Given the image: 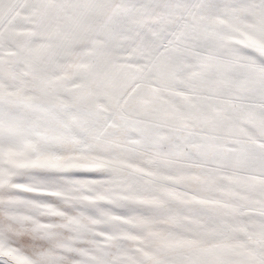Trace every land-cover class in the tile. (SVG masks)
I'll return each instance as SVG.
<instances>
[{"label": "snow or ice", "instance_id": "6c2138e0", "mask_svg": "<svg viewBox=\"0 0 264 264\" xmlns=\"http://www.w3.org/2000/svg\"><path fill=\"white\" fill-rule=\"evenodd\" d=\"M0 264H264V0H0Z\"/></svg>", "mask_w": 264, "mask_h": 264}]
</instances>
